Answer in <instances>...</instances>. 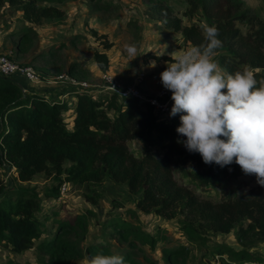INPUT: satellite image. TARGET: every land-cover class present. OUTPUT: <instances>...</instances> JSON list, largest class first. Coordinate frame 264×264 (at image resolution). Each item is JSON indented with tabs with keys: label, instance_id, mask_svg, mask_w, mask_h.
<instances>
[{
	"label": "trees",
	"instance_id": "1",
	"mask_svg": "<svg viewBox=\"0 0 264 264\" xmlns=\"http://www.w3.org/2000/svg\"><path fill=\"white\" fill-rule=\"evenodd\" d=\"M63 1L0 0V10L6 7L20 12L25 23L19 27L20 35L15 34L20 44L32 25L62 21L65 13L58 5ZM148 1L153 3L146 15L180 33L183 41L191 46L205 43L204 22L216 26L223 45L216 56L220 66L232 73L248 64L261 69L257 79L264 78V24L251 17L246 30L235 26L236 20L245 17L244 12L231 13L232 9H238L239 2L185 0L187 10L182 16L189 22L183 24L178 16L169 13L163 0ZM91 33L94 35L95 31ZM101 44L102 50L92 52V60L104 73L108 68L105 49L111 43L103 41ZM152 58L171 61L168 56ZM67 72L72 75V66ZM18 82L0 75V165L4 162L12 165L18 181L25 182L42 173L56 181L45 196H57L55 189L64 180L74 184L85 201L96 205L100 196L96 186L109 180L123 185L135 196L134 205L140 212H153L164 219L176 218L181 234L191 243L203 244L205 232L225 233L231 228L247 233L257 242L264 241V188L257 185L247 193L232 191L217 199L200 195L210 189L223 191L225 181L235 179L241 168L235 163L223 168L216 164L206 165L199 153H190L182 143L178 144V140L186 139L176 132L180 114H177L178 119H158L152 106L137 97L123 98L114 92L107 97H92L84 88L75 87L69 90L76 92L68 127L62 116L67 110L66 104L47 98L44 92L27 88L22 94ZM131 140L139 143L137 151L130 148ZM185 164L187 168H181ZM174 165L180 168L182 176H190L194 189L174 178ZM40 201L39 194L32 188L0 184V243L7 246L9 252L21 253L42 236L44 230L37 215ZM88 211L53 220L55 231L47 233L49 236L35 245L45 254L46 264H69L83 254L91 257L100 252L122 255L125 264H139L134 248L138 250L144 245L154 248L163 238L113 216L102 227L109 229L108 238L113 240L116 249L100 239L87 241L82 247L88 231L85 217ZM208 250L211 257L217 256V264H264L263 256L246 249L214 243ZM186 252L183 245L162 246L161 257L164 264H188ZM147 264L156 263L148 260Z\"/></svg>",
	"mask_w": 264,
	"mask_h": 264
},
{
	"label": "rangeland",
	"instance_id": "2",
	"mask_svg": "<svg viewBox=\"0 0 264 264\" xmlns=\"http://www.w3.org/2000/svg\"><path fill=\"white\" fill-rule=\"evenodd\" d=\"M163 1L169 7L171 15L178 16L183 24L189 22L187 17L182 16L184 10H187L185 0ZM232 1L240 4H238V9L236 11L232 9L231 13L234 15L245 13L244 19H238L234 22V25L241 31L247 29L251 17H255L264 24V0ZM221 2L223 1L220 0V4ZM152 3L153 1L148 0H96V2L91 3L86 0H64L58 5L65 13L64 19L58 23L32 25V29L21 38L20 44L16 36L17 34L20 35V32H18L19 27L24 26L25 23L23 24L20 18V12H14L5 7L0 10V52L8 54L9 58L16 63L31 66L37 74L39 78L37 83H31L15 76L26 88L43 90L35 85L42 83L50 85L53 83L55 86L47 91L49 93L47 98L52 97L66 104L67 101L64 97H68L69 94L66 96V93H63V96L60 97L61 91L65 92L63 91L65 88H58L57 86L62 83L55 80L61 74L85 83L86 86L83 88L87 90L88 95L94 97L99 95L102 97L109 96L110 92L108 90L94 91L100 90V86L101 89L103 88V81L101 79L102 73L94 69L92 60V52L102 50L101 43L107 41L111 43L110 47L105 49L108 59V73L114 79L116 78L119 84L131 85L134 81L141 95L151 96L163 87L160 73L171 62L152 58L162 57L160 56L163 51L161 45L166 44L168 46L167 52L192 47L191 44L183 41L180 33L165 28L161 20L146 15L145 12ZM195 18L197 17L195 16ZM201 20L204 22L203 18ZM202 22L200 24L205 23L206 25V22ZM92 30L95 31L94 35L91 33ZM59 43L62 46H57ZM133 44L137 46L139 55H141L137 58L128 57L125 51V45ZM71 61L75 62L71 63ZM151 61L156 62L155 68L148 67ZM69 66H72V75L67 72ZM118 101L119 99L116 103ZM69 108L72 109L71 106ZM111 111L108 113L111 114ZM170 113L164 119L179 118V115L171 116ZM69 115L70 112L67 110L62 113L68 127ZM128 144L132 150L137 151L140 148L139 143L136 141L131 140ZM181 168L186 169L187 165L185 164ZM179 171L180 168L174 165V178L189 189H194L195 184L191 182L190 176L188 174L182 176ZM60 177L62 178V176ZM55 182V179L45 177L42 173L36 174L28 181L20 182L17 180L12 165H6L5 162L0 165L1 185L8 187L19 185L24 188H32L39 194L41 201L37 215L44 230L39 239L33 240V245L29 249L18 254L9 252L8 247L0 243V264H46L45 254L35 245L45 236L48 237L47 233L52 234L55 231L53 220L67 214L84 213L86 210H89L85 214L88 231L84 243H81L82 247L87 241L96 242L100 239L102 243L106 242L109 247L116 249L113 240L108 238L109 229L102 227L113 216H118L136 225L144 232L163 237L156 242L154 248L149 249L145 245L138 250L134 248L139 264H147L148 260L156 264H164L161 257L162 246L177 245H183L187 249L185 261L188 264H217V256L214 255L212 258L208 252V246L214 243L246 249L253 254L264 257V241L257 242L247 233L236 231L237 228H231L225 233L211 234L205 232L202 234L205 239L203 244L189 242L181 234L176 218L164 219L153 212H140L134 205L135 196L128 193L127 189L121 184H115L109 180L101 182L96 186L100 195L98 202L96 205H92L83 199L80 190L74 184L64 180L60 184H64L65 192H59L61 186L59 185L55 189L58 192L57 196H45V192ZM223 185L225 187L223 191L215 192V189H210L199 194L217 199L222 195L227 196L232 191L237 194L247 193L250 188L259 184L255 175H245L241 170V173L235 179L228 178ZM198 189L197 187L195 192ZM112 200H114L113 206L111 205ZM85 258L86 255L83 254L80 258L71 260L69 264H85Z\"/></svg>",
	"mask_w": 264,
	"mask_h": 264
},
{
	"label": "clouds",
	"instance_id": "3",
	"mask_svg": "<svg viewBox=\"0 0 264 264\" xmlns=\"http://www.w3.org/2000/svg\"><path fill=\"white\" fill-rule=\"evenodd\" d=\"M205 43L160 56L171 61L160 73L163 87L172 93L171 116L180 114L176 132L190 153H199L206 165L221 168L237 164L245 175H255L264 187V78L261 69L244 64L235 72L222 68L216 59L222 45L216 26L203 28ZM128 57L137 58L136 45H125ZM149 68H155L151 61ZM191 170V168H189ZM192 171V170H191ZM85 264H125L119 254L100 252L86 257Z\"/></svg>",
	"mask_w": 264,
	"mask_h": 264
},
{
	"label": "built area",
	"instance_id": "4",
	"mask_svg": "<svg viewBox=\"0 0 264 264\" xmlns=\"http://www.w3.org/2000/svg\"><path fill=\"white\" fill-rule=\"evenodd\" d=\"M0 75L13 78L17 82L18 79L15 78V76H19L21 79H24L31 83H37L39 81L37 74L33 71L31 66L14 62L5 52H0ZM101 79L103 81L104 90L117 93L123 98H126L128 96L137 97L138 99L149 103L152 106L153 112L158 119H164L170 113L171 107L173 105V101L171 99L172 93L166 90L164 87L160 88L159 91H157L154 95L143 96L137 89L136 83L134 81L133 83H131V85L119 84L116 78L114 79L111 74L106 71L101 74ZM55 80L68 83L70 86L74 87L83 88L86 86L85 83L70 78L65 74L57 76ZM19 87L22 94L26 93L27 89L23 84L20 83ZM59 192H65L64 184L60 186Z\"/></svg>",
	"mask_w": 264,
	"mask_h": 264
},
{
	"label": "crops",
	"instance_id": "5",
	"mask_svg": "<svg viewBox=\"0 0 264 264\" xmlns=\"http://www.w3.org/2000/svg\"><path fill=\"white\" fill-rule=\"evenodd\" d=\"M27 24V23H26ZM72 62H75V61H71V63ZM70 63V62H69ZM94 63V62H93ZM94 66V69H97V71H99L98 70V68L96 67V65L94 64L93 65ZM106 72H109V71H107L106 70ZM99 73H101V72H99ZM73 74V73H72ZM20 82V81H19ZM59 83H62V84H60L59 86H57L58 88H65V90H63V91H65V92H62L61 91V93H60V97H62L63 96V93H66V96H67V94H69L68 95V97H64V98H66L65 100L67 101V103H66V105H67V111L68 112H70V118H69V126H71V119H72V114H71V112H73V105H74V103H75V97H74V93L76 92L75 90H73V91H69L70 89H76L74 86H70L68 83H65V82H61V81H58ZM21 83V82H20ZM22 84V83H21ZM24 85V84H23ZM51 85V86H50ZM44 84V83H42V84H38V85H35V86H39V88H42L43 90H36V89H33V90H35V91H40V92H44V93H46V95H48L49 93L47 92V91H49L50 89H51V87L52 86H55L53 83L52 84ZM57 85V84H56ZM28 89V88H27ZM28 90H32V89H28ZM104 91V89L102 88L101 89V86H100V90H94L95 92H99V91ZM153 95V94H152ZM90 96H92V95H90ZM92 97H94V96H92ZM72 103V104H71ZM71 106V108L72 109H70L69 107Z\"/></svg>",
	"mask_w": 264,
	"mask_h": 264
}]
</instances>
